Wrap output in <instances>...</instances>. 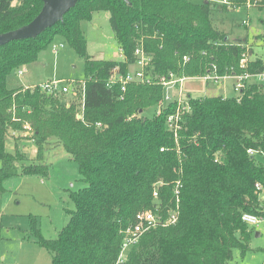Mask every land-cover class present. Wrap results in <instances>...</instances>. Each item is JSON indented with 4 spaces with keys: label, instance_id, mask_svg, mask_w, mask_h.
Returning a JSON list of instances; mask_svg holds the SVG:
<instances>
[{
    "label": "trees",
    "instance_id": "1",
    "mask_svg": "<svg viewBox=\"0 0 264 264\" xmlns=\"http://www.w3.org/2000/svg\"><path fill=\"white\" fill-rule=\"evenodd\" d=\"M14 1L0 0V34L31 22L44 4ZM230 2L79 0L37 37L0 46V193L8 178L49 176L46 154L58 146L78 164L86 183L71 191L75 208L67 211L70 218L56 238H45L33 220L32 233L52 254V264H228L234 249L242 254L249 249L253 229L242 215L264 217L255 188L257 182L264 185V82H249L237 97L189 92L190 110L181 116L177 138L167 118L178 104L160 106L161 84L133 82L123 90L121 82H111L135 67L139 45L152 56L153 75H201L210 62L220 75L263 73L264 60L253 57L247 41L231 40L214 24L216 11L247 8V0ZM256 6L264 7V0ZM96 11L110 12L122 59L88 53L81 23ZM57 36L85 60L79 104L40 85L8 86L9 76L36 62ZM244 54L248 64L241 68ZM185 55H190L187 63ZM27 129L37 147L35 158L17 146L7 150L8 137ZM250 148L257 152L248 153ZM178 182V223L148 230L119 261L125 230L137 213L154 207L155 190L164 208L174 206Z\"/></svg>",
    "mask_w": 264,
    "mask_h": 264
},
{
    "label": "rangeland",
    "instance_id": "2",
    "mask_svg": "<svg viewBox=\"0 0 264 264\" xmlns=\"http://www.w3.org/2000/svg\"><path fill=\"white\" fill-rule=\"evenodd\" d=\"M192 1L199 3L203 0ZM18 3L19 0L14 1V5ZM213 15L214 24L229 33L231 40L243 38L247 41V48H253V57L259 56L264 60V7L235 8L229 12L216 11ZM81 28L87 39L88 53L93 58L122 59L110 22V12L96 11L92 20L82 21ZM54 44L59 46L57 52L54 51ZM85 78L84 58L63 37L57 36L41 52L39 60L27 65L24 75L17 70L9 76L8 86L16 88L23 83L60 80L63 82L61 86L70 85L73 89V92L64 94L65 97L75 98L79 104ZM236 81L228 77L219 83L207 84L201 79H190L185 82L184 88L195 97L214 94L237 97L239 92L234 89ZM169 92L176 94L177 90L172 88ZM13 136L8 137V151L14 152L17 146L30 158L37 156L30 130L14 133ZM46 161L50 165L49 176L18 175L4 182L5 191L0 193V264H52V254L37 242L36 235L32 233L33 220H36L45 238H56L70 218L67 211L75 208L71 191L86 186V183L81 179L78 164L62 146L48 151ZM249 226L253 229L249 249L245 254L240 248L234 249V258L228 264H264V219L257 225Z\"/></svg>",
    "mask_w": 264,
    "mask_h": 264
},
{
    "label": "built area",
    "instance_id": "3",
    "mask_svg": "<svg viewBox=\"0 0 264 264\" xmlns=\"http://www.w3.org/2000/svg\"><path fill=\"white\" fill-rule=\"evenodd\" d=\"M220 3H225L230 5V0H220ZM260 0H247V8L256 6ZM247 23V22H244ZM63 46V44H60ZM54 51H58V44H54ZM206 54V52H203ZM136 55V63L135 67L130 70L126 75H116L113 77L111 82L119 81L122 83L123 90L126 89V85L128 83L133 82H142V83H157L161 84L164 88V96L160 102V106H165V104L169 102H177L178 106L176 111L169 115L167 118V124L170 129L174 133L175 138L178 137L179 129H181V120L182 114L188 110H190V105L187 100V94L190 92L185 90L184 84L187 80L190 79H201L205 81L207 84L209 83H219L221 80L233 77L237 81L234 84V89L239 92V95L242 93L243 88L249 82H264V72L263 73H251L247 70H244L241 73H230L229 75H220L218 73V68L215 62H210L207 66V71L204 74L196 75V76H187L185 74L179 75L176 72H170L165 75H153L150 72V67L152 66V56L149 55L142 45H139L135 49ZM185 63L190 61V55H185L183 57ZM248 64V56L244 54L243 58L240 61L241 68H246ZM24 69L20 68L18 70L19 74L24 73ZM62 81H49L46 83L40 84L43 90H46L49 93L56 92H64L68 93L72 90L70 85H62ZM175 88L177 90L176 94H171L169 91ZM178 88V89H177ZM257 150L248 149V153L255 154ZM181 184L178 182L177 186L174 188V206L170 208H164L159 203V192L157 190L154 191L153 196L155 202H157L154 207L146 210L139 211L136 215L135 222L130 225L125 230V235L123 239V244L119 256V261H123L134 245H136L142 235L150 229L162 226L167 227L178 223L181 215ZM256 194L259 197V200L264 202V185L261 182H257L255 184ZM242 219L248 225H257L259 222L264 219V217L258 216L253 213L245 212L242 215Z\"/></svg>",
    "mask_w": 264,
    "mask_h": 264
},
{
    "label": "water",
    "instance_id": "4",
    "mask_svg": "<svg viewBox=\"0 0 264 264\" xmlns=\"http://www.w3.org/2000/svg\"><path fill=\"white\" fill-rule=\"evenodd\" d=\"M79 0H44L39 14L28 24L17 29L0 34V46L12 40L34 38L45 31L48 27L63 20L64 15L76 5ZM129 2V0H125ZM78 118H82L78 114Z\"/></svg>",
    "mask_w": 264,
    "mask_h": 264
},
{
    "label": "crops",
    "instance_id": "5",
    "mask_svg": "<svg viewBox=\"0 0 264 264\" xmlns=\"http://www.w3.org/2000/svg\"><path fill=\"white\" fill-rule=\"evenodd\" d=\"M214 1V0H213ZM215 1H220V0H215ZM40 57V56H39ZM38 60H39V58H38ZM24 68V73H23V75L27 72V65L26 66H23ZM26 82H28V81H26ZM39 84H42V83H39ZM38 83H36V84H31V83H23V84H21L20 86H18V87H34V86H36V85H39Z\"/></svg>",
    "mask_w": 264,
    "mask_h": 264
}]
</instances>
